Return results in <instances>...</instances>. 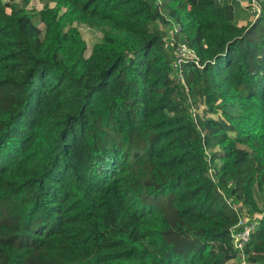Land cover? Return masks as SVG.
I'll return each mask as SVG.
<instances>
[{"label":"trees","instance_id":"trees-1","mask_svg":"<svg viewBox=\"0 0 264 264\" xmlns=\"http://www.w3.org/2000/svg\"><path fill=\"white\" fill-rule=\"evenodd\" d=\"M260 6L240 26L220 0H0V264H233L219 190L264 264ZM160 22L201 60L186 85Z\"/></svg>","mask_w":264,"mask_h":264},{"label":"built area","instance_id":"built-area-1","mask_svg":"<svg viewBox=\"0 0 264 264\" xmlns=\"http://www.w3.org/2000/svg\"><path fill=\"white\" fill-rule=\"evenodd\" d=\"M253 7V11L255 10ZM258 11H256L257 13ZM167 17V16H166ZM168 18V17H167ZM168 21L170 19L168 18ZM182 28L179 25H173L172 27V42L173 51H174V61H173V74L172 79H174L178 84L184 83L185 74L184 66L186 64H194L196 68L202 70L203 65L201 60L196 52L185 42L176 43L174 34H180ZM215 174L214 169L210 170V175L213 178ZM221 195H223L226 203L233 209V211L238 215V222L231 229V238L235 250L237 251V257L232 260L233 264H251L248 261V256L246 254V248L250 244L252 235L256 228L258 227V222L251 217L247 216L243 210L240 209V206L232 201V199L227 198L224 193L219 190Z\"/></svg>","mask_w":264,"mask_h":264},{"label":"rangeland","instance_id":"rangeland-1","mask_svg":"<svg viewBox=\"0 0 264 264\" xmlns=\"http://www.w3.org/2000/svg\"><path fill=\"white\" fill-rule=\"evenodd\" d=\"M17 1H19V0H17ZM220 1H221V3L233 4L235 6H236V4H238L239 8H237V9L239 10V12H238L237 16L240 17L239 18V22H240L239 24H240V26H246L249 23H253L259 17V15L261 13V9H262L260 6V3L263 0H251L253 7L256 6L254 11H253V7L251 9L248 8L250 0H220ZM35 3H36V0H34V4ZM37 3L39 4L38 9L40 10L41 7L43 6V4L39 3V2H37ZM256 11H258V12L256 13ZM170 22H172L171 19H170ZM35 23L37 25H40V23L38 21H36ZM166 26L167 25H165L161 22H160V24H158V28L167 37L168 45L171 46V45H173V42H172L173 36L171 33V29L166 27ZM154 29H157V27H154ZM81 30H82L83 36L86 39L87 44H88V51H87L86 55L89 56L90 51L93 48V46L101 40L102 33L98 32L96 30H93V29L86 28V27H81ZM180 84L186 85V78H185L184 83L182 82ZM161 199H163L160 203L162 209H164V212L169 211L170 205H169L168 200H167L168 198L164 197ZM260 206L262 207L261 204H260Z\"/></svg>","mask_w":264,"mask_h":264}]
</instances>
